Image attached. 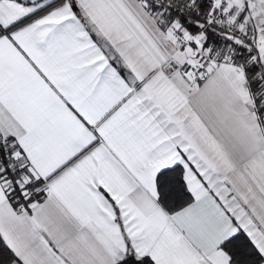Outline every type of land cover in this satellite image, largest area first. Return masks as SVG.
Here are the masks:
<instances>
[{
    "label": "snow or ice",
    "instance_id": "obj_1",
    "mask_svg": "<svg viewBox=\"0 0 264 264\" xmlns=\"http://www.w3.org/2000/svg\"><path fill=\"white\" fill-rule=\"evenodd\" d=\"M0 264H264V0H0Z\"/></svg>",
    "mask_w": 264,
    "mask_h": 264
}]
</instances>
